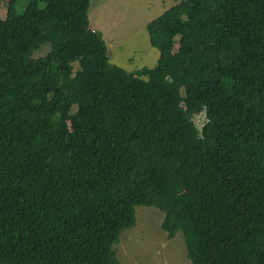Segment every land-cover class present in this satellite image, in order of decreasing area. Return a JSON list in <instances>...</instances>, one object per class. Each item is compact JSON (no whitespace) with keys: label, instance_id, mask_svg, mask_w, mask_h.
<instances>
[{"label":"trees","instance_id":"trees-1","mask_svg":"<svg viewBox=\"0 0 264 264\" xmlns=\"http://www.w3.org/2000/svg\"><path fill=\"white\" fill-rule=\"evenodd\" d=\"M17 1L0 19V264H121L136 206L183 231L192 264H264V0L177 2L134 71L92 0Z\"/></svg>","mask_w":264,"mask_h":264},{"label":"rangeland","instance_id":"rangeland-1","mask_svg":"<svg viewBox=\"0 0 264 264\" xmlns=\"http://www.w3.org/2000/svg\"><path fill=\"white\" fill-rule=\"evenodd\" d=\"M32 0H18L16 11H23ZM181 0H92L89 17L92 28L99 30L108 46L109 59L127 71L153 67L159 51L149 43L146 24ZM40 2V6H44ZM7 0H0V19H4ZM178 37L174 40L177 49ZM50 49L44 45L35 56ZM204 119L196 114L200 126ZM163 212L152 206L135 207V224L121 231L113 245L121 264H192L188 259L183 231L169 239L160 221Z\"/></svg>","mask_w":264,"mask_h":264},{"label":"crops","instance_id":"crops-1","mask_svg":"<svg viewBox=\"0 0 264 264\" xmlns=\"http://www.w3.org/2000/svg\"><path fill=\"white\" fill-rule=\"evenodd\" d=\"M97 30V29H96Z\"/></svg>","mask_w":264,"mask_h":264}]
</instances>
